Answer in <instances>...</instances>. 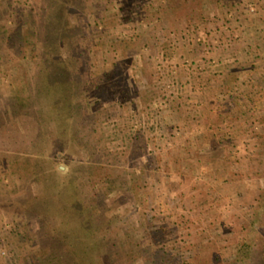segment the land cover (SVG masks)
I'll return each mask as SVG.
<instances>
[{"label":"rangeland","instance_id":"374dc122","mask_svg":"<svg viewBox=\"0 0 264 264\" xmlns=\"http://www.w3.org/2000/svg\"><path fill=\"white\" fill-rule=\"evenodd\" d=\"M159 226L158 262L264 264V0H0V264L69 260L79 228L152 264Z\"/></svg>","mask_w":264,"mask_h":264},{"label":"trees","instance_id":"16d2710c","mask_svg":"<svg viewBox=\"0 0 264 264\" xmlns=\"http://www.w3.org/2000/svg\"><path fill=\"white\" fill-rule=\"evenodd\" d=\"M36 41L37 42H41L42 38L39 35H37ZM57 42L58 41H52L51 39H49V42H48V40H46V42L43 44L44 45V50H46V48H51V47L54 46V48H56L59 51L60 48L55 47V46H57V44H56ZM35 49H37V46H35ZM53 72H55L56 75L59 76V77H61V74L65 73L67 75V77L65 79H63V81L60 80L61 83L57 87H48V86H46L47 89H50V98H52V100L56 104H58L59 101L61 102L62 100L64 102H66L64 97H65V95L68 96V92L67 91L65 92V89L68 86L72 85L74 80H72L70 71L65 69V67H63L62 64H59V67H57L55 70L53 69ZM62 85H64V86H62ZM49 86H51V85L49 84ZM63 109L64 108L61 107L60 112ZM50 113H52V112H50ZM76 211H77L76 209L71 210V213H73L71 220H67L66 217L62 218L63 222H61V223H62L63 227L65 226V229L67 230L66 231L67 233L71 229H74L72 227L74 225V222H71V221H73L74 215H75V217L78 220L81 219L80 220V223H81L80 226H82V223L84 224V220L82 219V217H79L77 215ZM154 221H155V219L153 220V222ZM188 223L189 222L187 221V224ZM183 225H185V223H182L181 227L183 229L186 228ZM77 227H79V225ZM146 227H149V226H146ZM149 228H152V226L149 227ZM88 229L89 228H87V230L79 228V229H76L73 232V235H76L78 233H82L83 232L84 233L83 234L84 240L81 241L82 246L80 248V251H73L71 246L65 247V249L68 248L69 254H71V253L73 254V257L71 259L64 260L61 257L60 258L56 257V259H46V260H44L43 264H106V262H105V260L103 258V254H104V253H102L103 251L100 254L96 253L95 247L97 245V242H95V239L91 236V234H90ZM87 232H89V233L87 235H85V233H87ZM157 233H158V235L162 236V239L160 241H162V242L166 241L167 235H166V232H165L164 229H161L160 226H159V229L158 228H153L152 230L150 229L149 232H148V235H150V237H151L150 238L151 240L149 242L150 244L147 246V248L142 247V250L138 251V253H137V255H140L139 257H142V255L140 253H142V254H143V252L148 253L149 254V259H147V260H149L150 263H152V264H224L222 256H221L220 253H215V254L211 255L210 252L212 251L213 246L211 244H209L208 241H206L204 244H203V242L198 243V248H199L200 254H201V256H199V257H198V253H196L194 259L186 260L183 257L184 253H182V250H181L182 247L179 246V244H176L174 246V249L171 248L175 254H173L172 256H168V255L166 257L163 256L168 261H166L164 258H161L160 262H158L157 257H159V256H157V254L154 253V252H156V250H154V246H156L160 241H159L158 238H156V241H153L154 240L153 238H154V236ZM143 234H146V232L145 233L143 232ZM128 235H129L128 238L130 237L129 239L132 240L133 242H136L139 237H140V239L142 237L141 234H137L136 235V234H133L131 232H130V234L128 233ZM157 240H158V242H157ZM133 247L134 246L131 245V247L127 248L126 256H129L128 258L132 257L131 255L135 254V253H133L134 252L133 249H132ZM195 247H197V246H195ZM166 248L168 249L169 246H166ZM152 257H153V259H151ZM127 259L124 261V264H127L126 263ZM111 264H116V262L114 261Z\"/></svg>","mask_w":264,"mask_h":264}]
</instances>
